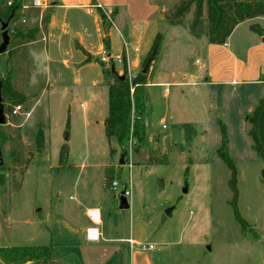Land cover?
<instances>
[{
	"label": "rangeland",
	"instance_id": "1",
	"mask_svg": "<svg viewBox=\"0 0 264 264\" xmlns=\"http://www.w3.org/2000/svg\"><path fill=\"white\" fill-rule=\"evenodd\" d=\"M154 1L171 9L181 0ZM98 8L91 14L81 13L79 23L80 15L69 12L68 22L74 27L83 23L95 34L98 17L103 34L105 27H113L116 12L101 9L108 14L102 20ZM50 12L51 5L37 9L31 0H23L9 25L8 50L0 55V77L28 99L17 115L7 114L9 103L3 94L7 122L0 127L5 162L0 171L5 178L0 186V248L52 247L55 264H120L115 252L126 244L149 250L158 264H163L161 258L166 264H264V162L251 147L246 121L264 89L207 84L195 64L200 53L197 40L187 26L167 24L162 13L142 48L150 47L149 53L132 72L127 65L128 78L147 75L144 139L131 137L120 147L105 133L110 79L104 69L110 64L102 62L105 68L84 64L77 72L50 76L46 54L29 51L27 46L19 53L12 50L32 40L13 38V30H35L34 40L38 30L49 29L52 15L57 19L54 35L59 34L65 12ZM193 13L194 8L186 24ZM41 16L44 19L38 22ZM115 42L113 62L117 73L124 75L123 61L121 66L116 60L120 41ZM154 44L158 54L152 68L153 62L148 66L147 59ZM24 53L26 59L36 53L34 61L24 64L26 59L20 57ZM82 60L76 52L71 61ZM95 61H101L99 55ZM184 68L194 73L187 83L179 76ZM162 71L179 79L167 81ZM156 78L157 85H149ZM93 82L98 84L93 90L98 95L95 101L90 90ZM134 116L133 111L132 120ZM222 126L227 132L226 151L238 170V209L249 223L247 234L231 206L232 172L218 154ZM40 132L44 138L41 151ZM65 145L69 158L61 164ZM122 192L128 197V210L120 208ZM170 209L171 216H167ZM87 210L101 215L104 239L100 242L86 240V229L91 226Z\"/></svg>",
	"mask_w": 264,
	"mask_h": 264
},
{
	"label": "crops",
	"instance_id": "2",
	"mask_svg": "<svg viewBox=\"0 0 264 264\" xmlns=\"http://www.w3.org/2000/svg\"><path fill=\"white\" fill-rule=\"evenodd\" d=\"M50 4V15L55 14L56 11L57 13L64 11L65 15L69 12L78 13L80 15L78 23L81 22L84 15L81 13H94L96 5H101L99 8L103 10L107 8L111 12H116L113 14V27H105L103 34L101 20L98 17L95 18L94 23L96 32L92 34L83 23H81V26L74 27L71 22H68L69 19L66 15L61 24L59 34L54 35L56 17L52 15L49 19V29H46L47 31L38 30L34 40L32 39L12 48L13 51L17 49L19 53L20 50L26 49L27 46L29 51L35 49L46 54L50 64V76L62 75L65 74V71L70 70L77 72L79 67L84 64H98L95 59L99 55L100 50L105 47L103 39L106 37L110 41V49L107 50L110 54V59L112 61L115 60L113 47L115 46V41L119 40L120 49L116 55V60L126 51L125 63L126 66L128 65L130 72H132L138 68L141 58H144L150 51V47H147L146 51L142 50V48L147 42V36L153 29L156 18L161 17L162 13L169 10L167 5L165 8L160 2L154 0H50ZM106 15L108 16V14ZM43 19V16L39 17L38 22L43 21ZM263 21L264 17H259L240 23L223 45L210 43L206 36L198 39L194 37L197 40V47L200 52L195 64L198 67V74L204 76V81L207 84L229 87L258 86L264 89V42L259 35L251 30L252 25H260L264 29V25L261 24ZM243 27L245 28L244 32L236 36ZM76 52H79L84 57V60L78 64H73L71 60ZM24 55L25 53L20 54V57L26 59ZM35 56L36 53L31 56L29 54L28 60L26 59L27 62L25 61L24 64L32 62L31 60ZM88 57L92 58V61L87 62ZM197 61H200V63L197 64ZM156 63L157 60L155 58L152 68L155 67ZM120 64L123 66L122 63ZM114 67L116 68L115 62ZM161 73L166 75L167 81L169 79H179L178 75L170 77L165 71ZM193 75V72L184 68L179 76L181 77L180 80L186 82ZM157 82H159L158 78L153 82L154 84L150 83L149 85H157ZM76 84H81L80 78L76 79ZM92 84L94 88L90 89L93 92L91 97L95 101L98 95L93 90L98 84L97 82ZM111 84L112 80L110 79L107 89ZM94 101L90 102V105L92 104L93 106ZM81 106L83 109L88 108L85 104ZM252 108L253 106L250 107L249 113L253 111ZM107 241L112 240L108 239ZM115 256H118L120 264H158L154 259V255L149 253V250H139L127 244L119 252H115ZM157 259L159 260V256ZM161 262L166 264L165 258H161Z\"/></svg>",
	"mask_w": 264,
	"mask_h": 264
},
{
	"label": "trees",
	"instance_id": "3",
	"mask_svg": "<svg viewBox=\"0 0 264 264\" xmlns=\"http://www.w3.org/2000/svg\"><path fill=\"white\" fill-rule=\"evenodd\" d=\"M22 7L23 0H12L11 6H8L5 0H0V19L5 22L9 21L11 25ZM192 8H194L192 20L186 24V18L191 14ZM98 11L101 19L107 20V15L103 10L98 8ZM259 17H264V0H181L164 13V20L170 26H187L193 37L198 39L206 36L210 43L220 45L226 43L240 23ZM251 30L259 35L264 42V29L260 25H252ZM34 31L13 30L11 35L16 39L30 40L33 39ZM104 44L106 49L109 50L110 41L107 37ZM153 49L147 62L151 61L152 63L158 54L155 44ZM125 56L126 54L123 52L124 75L127 77L125 80H121L112 72L111 67L114 66L112 60L111 67L104 69V74L112 80V84L109 86V114L105 121V133L109 139L117 140L119 146L123 148L131 137L141 141L144 139V117L146 114L144 87L147 81V75L142 73L136 78H128ZM86 61H91V58L88 57ZM98 64L103 65L102 61H99ZM103 67L105 68V65ZM2 82V96L5 94L9 103L6 112L12 114L16 106L26 104L28 99L23 94L15 91L9 81L2 80ZM133 111L135 116L132 120ZM246 121L250 125L248 136L252 142L251 147L264 162V95L258 100L254 110L247 116ZM38 137L37 144L39 151H41L44 146L43 133L40 132ZM227 142L226 128L222 126V145L218 154L232 172L230 187L234 198L231 201V206L242 231L247 234L250 230L249 223L241 216L238 209V170L226 151ZM1 144H3L2 140ZM68 158L69 148L65 145L62 148L60 163L65 164ZM3 169L4 166L0 168V171ZM4 183L5 178L0 174V186H3ZM54 257L55 252L52 247L48 246L0 248V260L3 264H27L29 262L55 264L53 262Z\"/></svg>",
	"mask_w": 264,
	"mask_h": 264
},
{
	"label": "water",
	"instance_id": "4",
	"mask_svg": "<svg viewBox=\"0 0 264 264\" xmlns=\"http://www.w3.org/2000/svg\"><path fill=\"white\" fill-rule=\"evenodd\" d=\"M0 25H1V38H2V42L0 44V55H3L7 52L8 47L10 45L11 42V37H10V30H9V21L5 22L2 21L0 19ZM151 61H149L148 66L150 65ZM112 72L121 80H125L127 77L126 75H119L117 73V71L115 70V67L112 66L111 67ZM146 71V70H145ZM2 89H3V82L2 79L0 77V127L4 126L7 122L6 120V112H5V103H4V99L2 96ZM126 156V152L123 153L121 155V159H120V164L123 165L124 162V158ZM4 158H3V151H2V144H1V133H0V168L4 166ZM184 192L186 193L187 190L185 189ZM120 208L122 210H128L130 209V204L128 202V197L126 196V192H122L121 197H120ZM172 213V209L167 210L166 214L167 216H171ZM210 249V248H209Z\"/></svg>",
	"mask_w": 264,
	"mask_h": 264
},
{
	"label": "built area",
	"instance_id": "5",
	"mask_svg": "<svg viewBox=\"0 0 264 264\" xmlns=\"http://www.w3.org/2000/svg\"><path fill=\"white\" fill-rule=\"evenodd\" d=\"M11 4H12V0L7 2L8 6H11ZM49 5H51L50 0H31V6L33 8H37V9L45 8L46 9ZM99 7H101V5H99ZM23 23H26V21L24 20ZM99 56L102 62L110 64L111 62L110 54L106 48L103 47L100 50ZM117 61L122 63V56L118 58ZM199 63L200 61H197V64ZM21 108L22 106L16 107V109L13 111V114L17 115L20 112ZM87 217L89 218V221L91 223V226L87 228L86 230L87 241L92 242V243L100 242L101 240L104 239L103 232L101 231V228H100V226H102L103 224L101 221L100 213L97 211H93V210H87Z\"/></svg>",
	"mask_w": 264,
	"mask_h": 264
}]
</instances>
